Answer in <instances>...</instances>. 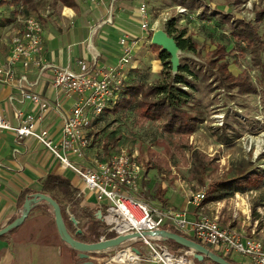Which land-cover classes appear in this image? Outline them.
<instances>
[{"label": "rangeland", "instance_id": "1", "mask_svg": "<svg viewBox=\"0 0 264 264\" xmlns=\"http://www.w3.org/2000/svg\"><path fill=\"white\" fill-rule=\"evenodd\" d=\"M23 1L25 0H0V4L3 3L0 6V30L13 31L18 17L22 18L33 12L40 16L48 14L47 20L41 16L47 26L50 14L57 16L60 12L53 0H29L33 5L24 4ZM84 2L87 7H97L92 0ZM196 2L200 8H187L186 15L178 14L176 7L180 5L172 0H144L128 5L133 12L139 11L141 5H146L150 17L146 22L149 26L159 21L161 27L167 28L169 22L174 21V36L184 31L186 38L192 37L198 41L201 56L185 52L180 55L181 64H188L195 71L201 72L198 80L188 78L196 91L187 86L181 87L193 96L190 104L195 105L194 109L204 119L198 124L196 132L169 133L164 128L165 119H152L141 108L134 106L117 114H103L90 133L93 136L91 148L99 159H106L122 150L135 155L147 173L146 185L149 192L146 198L150 201H162L166 190L179 196L178 205L184 201L188 204L191 191L194 195L206 192L205 199L210 200L223 192L219 186L222 182L235 180L236 187L227 191L230 193L228 198L203 202L200 208H196L199 212L211 214L212 208L218 209L220 203L225 214L230 213L241 223H247L246 234L251 235L255 231L252 235L263 240L264 68L255 65L253 54L245 44H238L233 27L240 22L251 23L259 27L264 37V19L262 22L257 20L259 14L264 13V0ZM128 12L129 10L125 12L127 17L130 15ZM166 18L168 22L165 23ZM227 20L231 22L228 23ZM143 23L133 22L134 32H138L140 36ZM145 33L151 41L150 36L154 32L146 30ZM220 44L228 48L227 62L230 64V71L236 75L245 72L258 88L257 95H242L237 90L224 89L216 76H212L214 73L210 72L204 57L209 50H214ZM262 57L264 61V54ZM136 61L139 67L133 76L135 85L144 84L148 89L169 81L168 71L160 60L159 52L150 48L149 43H145L139 51ZM148 101H154V98ZM220 117L222 120L217 119ZM224 136L228 137L229 144H222L220 139ZM173 210L184 211L178 208ZM229 222L227 216L225 223L229 225ZM106 228L102 225L101 232L104 233ZM121 250L122 248L112 250L110 256L114 258ZM125 253L126 251L122 254Z\"/></svg>", "mask_w": 264, "mask_h": 264}, {"label": "crops", "instance_id": "2", "mask_svg": "<svg viewBox=\"0 0 264 264\" xmlns=\"http://www.w3.org/2000/svg\"><path fill=\"white\" fill-rule=\"evenodd\" d=\"M53 1L60 12L57 16L50 14L51 18L47 26L43 23L44 51L41 56L42 65H51L54 68L69 67L78 71L77 62L79 60L87 59L89 62L93 61V56L87 47V45L91 44V47L99 55L97 68L115 66L121 57L119 41L128 34L131 41L137 40L133 47V66L130 70L136 71L139 67L138 61H136L137 55L145 43L150 44V40H148L144 30L141 32V36L138 32H134L133 22L139 23L143 20L139 11H131L128 5L131 2L140 3L144 0H106L101 4H96L97 7H87L84 4V0H75L77 4L75 8H68L55 0ZM23 3L33 5L29 0H25ZM0 6H3V3ZM127 9L130 14L128 17L127 13H125L128 11ZM82 12L84 13L82 14ZM47 15L41 16L47 20ZM27 16H35L41 19V16L35 12ZM109 18L112 19L113 24L104 23ZM22 27L21 18L18 17L17 26L13 31L0 30V65L7 64L11 51V40ZM160 29L167 31L166 27H161ZM150 48H152L151 44ZM15 68L19 77L27 76L28 82L32 85L28 89L49 101L53 105V109L41 116L40 109L33 103L29 101L21 103L16 100L19 89L15 85H0V111L13 125L18 124L17 111L22 112L23 117L32 115L37 121L38 129L48 130L51 138L58 142L62 136L63 123L61 115L57 112L55 106L60 104L63 112L69 113L80 97L67 96L63 91L54 88L52 85V69L42 71L36 66H31L28 71H25L19 64ZM232 74L239 76L235 73ZM39 117H41V120H38ZM95 156L94 149L90 148L86 151V155L83 158L70 155V159L78 165L88 166ZM49 176L66 179L70 182L73 191H75L73 197L62 190H54L52 193L56 202L61 206L68 232L80 242L86 244L97 243L89 235L88 230L91 224L97 223V221L100 222L99 226L105 225V228L107 227L103 221L106 203H99L94 194L86 192L82 179L72 170L65 168L38 141L33 138H27L19 142L13 133L1 131L0 230L21 217L26 201L34 195L42 193L52 198L49 193L47 194L43 190L45 181ZM147 180V173L144 172L141 198L151 206L168 209L178 208V210L187 211L190 221L197 220L204 213L199 212L196 207L189 205V203L187 204L185 201L178 205L179 196L169 190H166L165 197L161 198L162 201H150L146 198L149 192L146 185ZM81 193L82 197L77 198V195ZM218 205L219 208L213 207L212 213H209V215L218 217L221 225L225 228L229 229L227 226H232V231L244 237H254L255 231H252L253 235L246 234V222L241 223L230 213L228 215L225 214L221 209L222 205L220 203ZM100 212L102 213V219L98 216ZM227 216L230 220L229 225L225 223ZM73 218L77 223L73 221ZM167 229L175 230L169 226ZM111 235L114 234H108L106 228L100 240L104 236L107 237V240L116 237L110 238ZM208 248L215 251L219 256L229 257L221 253L219 249ZM142 250L145 253V249L143 248ZM184 251L177 250L176 252L183 253ZM110 252L112 250L102 253H88L87 259H83L80 252L74 250L63 241L56 225L54 211L44 201L32 206L23 224L13 232L0 238V264H87L88 262H94L95 264H121L127 261L119 259L131 254L130 251H126L125 254L121 253V256L118 254L112 258ZM229 258L237 264H252L246 257ZM139 264L151 263L143 261ZM204 264L211 263L207 259Z\"/></svg>", "mask_w": 264, "mask_h": 264}, {"label": "built area", "instance_id": "3", "mask_svg": "<svg viewBox=\"0 0 264 264\" xmlns=\"http://www.w3.org/2000/svg\"><path fill=\"white\" fill-rule=\"evenodd\" d=\"M92 1L101 4L106 0ZM176 10L180 15L188 13V9L183 6L176 7ZM139 13L144 22L142 30L154 32L161 28L159 21L151 27L146 22L149 17L146 5H141ZM164 22H168L167 18ZM21 23L22 29L17 31L11 40L7 64L0 65V85H15L19 89L16 100L21 103L26 101L33 103L43 116L53 109V105L40 95L31 92L28 87L32 85L28 82L27 76L19 77L15 68L19 64L28 71L31 66H36L42 71L52 69L53 87L63 91L67 96H79L80 99L69 113H64L60 104L55 106L63 123L62 136L58 142L51 138L48 130L38 129L37 121L32 115L23 117L22 112L19 111L16 114L17 125H13L0 111V131L13 133L19 142L27 138L35 139L65 168L80 177L86 192L94 194L99 203H106L103 221L107 226L108 234H114L116 237L129 234L141 235V238L133 244L119 247L122 250L118 251L116 256L125 251H130L132 254L131 261L121 264H139L143 261L151 264H199L193 259L191 251L174 252L168 242L162 238L144 236L145 233L168 230V226L187 238L198 240L202 245L219 249L226 256L246 257L252 264H264L263 240L244 237L223 227L216 216L202 213L197 220L190 221L187 211L157 208L145 202L141 198L145 170L135 155L122 150L106 159L95 156L88 166L78 165L70 159V155L78 158L86 155V151L92 147L93 136L90 133L93 132L96 123L107 110L115 107L122 96L127 74L133 66V47L137 40L131 41L128 34L120 39L121 57L115 66L97 68L99 55L89 44L87 47L93 56V61L79 60L78 71L69 67L54 68L51 65H42L43 21L35 16H27L21 18ZM104 23L113 24L110 18ZM157 23L156 29L154 26ZM217 119L222 120L221 117ZM38 120H41V117ZM190 193L189 205L200 208L207 193L198 192L196 195L192 191ZM81 197L82 193L77 195V198ZM105 240H107L106 236L100 241Z\"/></svg>", "mask_w": 264, "mask_h": 264}, {"label": "trees", "instance_id": "4", "mask_svg": "<svg viewBox=\"0 0 264 264\" xmlns=\"http://www.w3.org/2000/svg\"><path fill=\"white\" fill-rule=\"evenodd\" d=\"M65 7L75 8L77 6L75 0H55ZM175 4L184 6L190 10H195L200 8L196 0H172ZM264 19V13H260L258 16V22H262ZM228 23L231 21L227 20ZM174 21L169 22L167 26V32L170 36H173L182 52L194 54L201 56L199 52V43L194 40L192 37L186 38V33L184 31L180 32L177 36H174L176 29L174 28ZM235 29L234 37L237 39L238 44L241 46L245 44L253 54V60L256 66L264 68V61L262 55L264 54V37L261 35L259 27H256L254 24L240 22L233 27ZM153 33L151 34V38ZM153 48L159 52L160 60L163 62L165 70L168 71V80L159 85L153 86L146 89L144 84L135 85L133 83V76L135 71H130L127 74L125 81V90L116 103L113 109L107 110L104 114H117L119 112L129 110L134 106H138L144 112V114L152 119L161 120L165 119L164 128L169 133L176 134H194L197 130L199 123L203 122L201 113L194 109L195 105H191V100L193 96L185 92L181 87L187 86L188 88L196 91V88L193 87L192 83L188 78H193L198 80L201 76L200 71H195L188 64H181L179 74L172 77V68L170 63V56L168 53L161 51V48L158 46L152 45ZM228 48L225 45H217L214 50H209L204 57L205 62L207 63L211 73H214L212 76H216V80L219 85L229 91L237 90L238 93L242 95H257L259 93L256 85L250 80L246 73H242L239 76H235L230 71V64L227 62L228 57ZM205 75V74H204ZM264 94V90H263ZM141 98V99H140ZM150 98H154V101H148ZM195 110L197 113H193ZM199 114V115H198ZM103 116V115H102ZM102 118V117H101ZM222 144H229L230 141L228 137H223L220 139ZM223 192L217 196L212 197L210 200L205 199V202H215L221 201L225 198H228L230 193L227 191H232L236 185L235 180L230 182H222L220 185ZM45 193H49L52 198L56 201L52 195L54 190L65 191L67 195L71 197L74 196L75 191H73L72 186L69 181L55 176H49L44 184ZM207 200V201H206ZM99 221L97 223L91 224L88 232L94 241L99 242L100 237L103 232H101V225L99 226ZM15 230V229H14ZM12 230L11 232H13ZM174 233H177L183 236L176 230H170ZM115 237L111 235L110 238ZM185 237V236H184ZM187 238V237H186ZM199 244L198 240L188 238ZM169 246L175 248L176 250H185L183 246L173 242L167 241ZM202 245V244H201ZM205 246V245H203ZM208 248V246H205ZM209 249V248H208ZM213 253L217 254L215 251L211 250ZM231 264H237L234 260L229 257L222 256ZM211 264H215L209 261Z\"/></svg>", "mask_w": 264, "mask_h": 264}, {"label": "water", "instance_id": "5", "mask_svg": "<svg viewBox=\"0 0 264 264\" xmlns=\"http://www.w3.org/2000/svg\"><path fill=\"white\" fill-rule=\"evenodd\" d=\"M151 44L160 47L162 51L168 53V55L170 56L172 73L174 76L178 75L181 66L180 55L182 53V50L180 49L176 39L173 36H170L166 30L159 29L157 31H154L151 39ZM42 201L48 203L52 207L55 215L56 225L63 241L74 250L80 252V255L83 259H87L88 253L107 252L110 250L117 249L123 245L133 244L135 241L141 238V235L139 234H129L121 235L113 239L99 241L97 243L92 244L80 242L68 232L63 218L61 206L53 198L42 193H38L34 195L31 199L26 201L24 205V211L21 217L14 221L12 224L0 230V238L7 235L12 230L18 228L21 224H23L26 218L28 217L32 206ZM98 216L100 219H102L101 212ZM73 221L77 223L74 218ZM144 236L162 238L165 241H173L183 246L184 248L188 249V251H191L193 253V259H195L199 264H203L207 259L215 264H231L226 259L213 253L205 246L168 230H160L155 233H145ZM133 250L137 251V249L135 248H133ZM87 264L95 263L88 262Z\"/></svg>", "mask_w": 264, "mask_h": 264}, {"label": "bare ground", "instance_id": "6", "mask_svg": "<svg viewBox=\"0 0 264 264\" xmlns=\"http://www.w3.org/2000/svg\"><path fill=\"white\" fill-rule=\"evenodd\" d=\"M155 28H158V23L154 26ZM119 260L123 261H131L132 260V254H128L126 256L121 257Z\"/></svg>", "mask_w": 264, "mask_h": 264}]
</instances>
